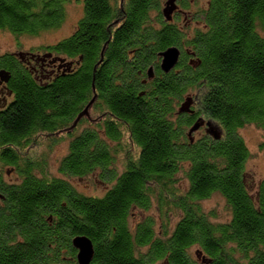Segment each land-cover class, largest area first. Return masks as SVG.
Segmentation results:
<instances>
[{"label":"trees","instance_id":"obj_1","mask_svg":"<svg viewBox=\"0 0 264 264\" xmlns=\"http://www.w3.org/2000/svg\"><path fill=\"white\" fill-rule=\"evenodd\" d=\"M165 1L127 0L120 7L118 0H76L83 9L73 33L37 49L75 63L67 72L56 62L53 83L42 82L45 73L28 66L25 54L0 57L13 95L0 110V264L58 262L31 256L40 236L33 227L44 219L43 235L54 248L49 252L58 253L63 241L69 258L71 240L85 236L97 254L123 257L127 264H150L165 254L186 264L193 248V264H202L196 252L203 264H264V178L254 183L248 177L250 191V153L239 134L247 126L264 131V0H206L195 12L190 3L199 0H177L185 20L173 23L162 16ZM66 3L0 0V31L36 37L57 30ZM180 22L200 27L189 35ZM169 47L181 55L165 73L156 53ZM149 68L154 78L143 82ZM189 96L191 112L179 113ZM93 98L101 119L96 128L87 124L69 134L58 168L65 181L50 176L45 189L37 175L46 174L45 161L18 163V155L39 135L51 140L68 127L75 132L72 125ZM198 116L219 126L217 139L201 126L189 136ZM11 167L33 191L4 182ZM89 176L95 189L96 183L106 187L102 196L79 194L69 182ZM213 195L226 204L223 222L201 206ZM154 206L158 227L154 216L145 215ZM133 210L143 213L136 223L130 221ZM173 214L178 220L171 231ZM141 252L148 254L143 263L135 258Z\"/></svg>","mask_w":264,"mask_h":264},{"label":"rangeland","instance_id":"obj_2","mask_svg":"<svg viewBox=\"0 0 264 264\" xmlns=\"http://www.w3.org/2000/svg\"><path fill=\"white\" fill-rule=\"evenodd\" d=\"M68 1H69L68 5L66 3L67 14L65 21L63 25L57 30L43 31L36 37L20 36V35L13 36L7 31H0V57L6 54H10L14 56L19 53H22L25 54L22 57L24 58L25 62L27 61L28 66L38 67L37 64H39L38 63L39 61H42L44 55H43V51H39L37 49L55 44L63 40L64 38L68 37L71 33H73L78 20L82 17V11H81V7L83 9V6H81L82 3L78 4L77 3L78 1L76 2V0H68ZM63 3L65 4V1H63ZM205 3L206 0H199L196 2V4H194V2L192 1L190 3L191 5L190 11L195 12L198 11L199 9H202ZM180 24H181L180 26L183 27V24L185 23L180 22ZM196 27H200V26L198 24L197 25L194 24L193 22L187 23V30L185 31V33L191 35L195 31ZM32 49H35V51H31ZM29 52H33L34 56L27 58L26 54H28ZM32 60L36 62H34L33 65L32 64L30 65L29 62L33 63ZM84 127L85 126H83V128H76L75 134H78L81 130L84 129ZM67 130H70V128ZM239 134L243 138L250 153V158L247 160L245 164V173L249 175L247 176V184L250 188V191H253L254 190L253 184L264 178V131L259 130L253 126H247L242 130H240ZM51 140H53V142H51ZM51 140H49L48 137L40 136V135L35 137L34 142L38 141L39 144L35 143L31 145V147H33L31 151L32 152L31 156L38 158L39 160L41 159L44 160L45 157L44 160L45 172L53 177H61V175H59L58 173V168L61 160L68 152V144L70 137L65 135H59L52 138ZM116 167L118 168L119 171H122V165L120 161L117 162ZM250 176H254L253 177L254 183L251 182L250 179H248V177ZM14 178L15 175L12 174V172H10L9 175L6 174L3 175V179L5 182H12ZM91 179L92 178L89 176L82 180L72 179L69 180V182L77 189L79 194H83L86 196H95V197L102 196L106 190V187L102 188L100 183H96L97 185L95 189ZM178 183L183 187L187 186L188 184L185 179H180ZM201 206L205 212H210V211L215 212L216 214L215 221L223 222L224 220H227L229 217V213L226 210V204L224 200L218 195H213L209 200L202 202ZM141 215L143 216V213H140L137 210H133V212H131L130 221L133 223L138 222L140 218H142ZM145 215H152L157 219L158 214L156 212L155 206L150 210V212L145 213ZM177 220H178V216L173 214L172 223H176ZM156 221L158 223L160 222L158 219ZM195 251L196 248H193L192 250L193 257Z\"/></svg>","mask_w":264,"mask_h":264},{"label":"flooded vegetation","instance_id":"obj_3","mask_svg":"<svg viewBox=\"0 0 264 264\" xmlns=\"http://www.w3.org/2000/svg\"><path fill=\"white\" fill-rule=\"evenodd\" d=\"M127 0H118V6H122V3L125 2ZM178 6V10L173 13L172 15V19H171V22L173 23L176 18L180 17L181 16V12L182 10L180 9V6L177 4ZM179 15V16H178ZM120 16V14H119ZM123 16V15H122ZM181 18V17H180ZM185 20V18H181V21ZM195 24V23H194ZM185 26H187V24L185 23L184 24ZM197 25V23H196ZM157 54V57L159 59V68H160V63H161V57L159 56V53H156ZM43 55L44 56H50L48 59H46L44 62H41L39 61L37 64L38 67H39V70L43 73H46V77L43 78L42 82H45V83H53L55 82V80H57V78L55 77L56 75V71H58L57 69V64H55L56 62H54L53 60L56 59L58 56L56 54H54L53 52L49 51V50H46L44 51L43 50ZM53 59V60H52ZM33 63H30L29 64L33 65L34 60H32ZM54 62V63H52ZM69 62V61H67ZM77 65V64H76ZM75 66V63L72 65V67ZM71 67V68H72ZM2 70V69H0ZM154 71H153V76L152 78H154ZM147 74L145 76V78L143 79V82H145L147 79ZM149 78V77H147ZM151 79V78H150ZM12 93L8 91V88H7V83H2L0 81V110L1 109H4L8 106V104L10 103L11 99H12ZM101 119V116L98 115L97 111L95 110V108L93 107V105L88 109V114L86 115V117H84L83 119H81V122H79V124H77L76 127H74V130L76 128H83V126H85L87 123L90 125V128H96V125L98 123V121ZM203 119V120H202ZM198 121H200V124H201V127L200 128H208L207 127V124L210 125L209 128H219V126L216 125L215 122H211L209 119H205L203 116H198ZM85 124V125H84ZM68 128H71V127H68ZM70 130H61V131H58V133L55 134V136H59V135H65V136H70L69 134L73 133V135L75 134V132H70ZM207 131V129H206ZM208 133V132H207ZM208 135L210 136V134L208 133ZM54 136V137H55ZM38 141L36 142H30L28 143V147L26 148L24 154H19L18 155V163H22V161H29V160H35V157H32V149L33 147H31L32 144H37ZM53 142V140H52ZM36 160H39L38 158H36ZM42 161L45 160V157H44V160L41 159ZM12 172V174L15 175V178L12 182H5L8 186H14V187H19V186H23L25 185L26 188H30L28 190L30 191H33V187L32 185L31 186H26L28 185V181L25 180V178L23 177V175H20L18 172V168L17 167H11L10 169L7 170L6 172V175H9V173ZM38 177L42 178V180L45 181V185H46V188L45 189H48V185H49V180H50V175L49 174H45V173H38L37 174ZM59 179H61V181H65V178L64 177H59ZM34 195V194H33ZM34 198H36L35 200L38 199V196L36 195ZM46 199V198H45ZM47 200V199H46ZM0 208L3 209V205L0 204ZM44 215V214H43ZM45 217H48V215H44ZM142 216V215H141ZM143 217V216H142ZM140 218V217H139ZM46 220V219H44ZM42 221L41 224L37 225V226H34L33 229H35L34 233H35V237L38 235V238L36 239V241L34 242L33 244V252L31 253V256H33L36 261H41L40 259L44 258V257H50L52 258L53 260H56L58 262H55L53 264H69L67 263L70 262L71 264H80L78 262V251L73 247L72 245V240H71V246L74 250V253H73V258L72 257H67L66 253H65V248L64 246L62 245L63 244V241H61V246H59V249H58V253H51L49 252V249L54 251V248H50L49 246V241L50 238L47 236V235H43V234H48V231H46V227H45V222L46 221ZM169 222H170V229L172 231V229L175 227V225L177 224V221L176 223H172V217L169 219ZM34 224H37V223H34ZM156 225H157V221H156ZM160 234V233H159ZM59 242H60V239H58ZM62 240V239H61ZM91 241V240H90ZM91 245H92V249H93V254H92V258L91 260L89 261L88 264H127L126 260L123 258V257H119V256H116L114 257L113 255H109L107 256L106 254H97L95 252V249H94V245L91 241ZM43 251V252H41ZM148 256V254L146 253H136L135 254V258H137L139 260V262H144V259H146V257ZM173 255L171 254H165L162 258L160 259H155V261H153L152 263L150 264H175L174 262H171L170 261V257H172ZM194 263V258H193V255H192V249H190L189 251V259L187 260V263L186 264H193Z\"/></svg>","mask_w":264,"mask_h":264},{"label":"water","instance_id":"obj_4","mask_svg":"<svg viewBox=\"0 0 264 264\" xmlns=\"http://www.w3.org/2000/svg\"><path fill=\"white\" fill-rule=\"evenodd\" d=\"M177 0H166L162 9V16L165 20V22H169L172 19L173 13L177 11ZM161 57V63H160V69L161 71L168 73L172 68H174L180 58V50L177 49L176 47H169L165 51L159 54ZM50 56H44L42 60H45L49 58ZM54 62H59L60 64H63L59 66V68L63 67L65 68L64 71H70L72 65L74 64L73 62H66L65 59H54ZM52 62V63H54ZM153 70L150 68L147 71V76L149 78L152 77ZM9 80V73L5 70H0V81L7 83ZM94 98L90 101V103L86 106L84 111L78 116L77 120L74 122L72 127H75L77 122L80 120L82 116H85L88 114V109L89 107L93 104ZM193 103V98L192 97H187L184 102L180 105L178 112L179 113H189L190 107ZM201 124L199 122H196L192 128L189 130V136L197 131ZM207 132L214 138L217 139L219 135L218 128H209L210 125L207 124ZM72 129V128H70ZM72 245L73 247L78 251V262L80 264H88L89 261L92 258L93 254V249L91 245V241L85 237V236H77L72 239ZM197 257L200 259L201 263H205V259L202 258L198 252H196Z\"/></svg>","mask_w":264,"mask_h":264},{"label":"clouds","instance_id":"obj_5","mask_svg":"<svg viewBox=\"0 0 264 264\" xmlns=\"http://www.w3.org/2000/svg\"><path fill=\"white\" fill-rule=\"evenodd\" d=\"M178 7V6H177ZM178 10V9H177ZM180 55H181V52H180ZM150 69V68H149ZM152 69V68H151Z\"/></svg>","mask_w":264,"mask_h":264}]
</instances>
